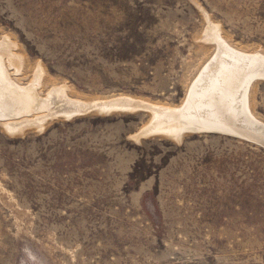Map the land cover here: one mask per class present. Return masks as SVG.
I'll return each instance as SVG.
<instances>
[{"label": "rangeland", "instance_id": "1", "mask_svg": "<svg viewBox=\"0 0 264 264\" xmlns=\"http://www.w3.org/2000/svg\"><path fill=\"white\" fill-rule=\"evenodd\" d=\"M207 21L264 56V0H0V38L26 61L17 78L40 65L43 91L80 101L179 107L213 53ZM251 93L264 128V78ZM151 117L0 127V264H264V141L135 138Z\"/></svg>", "mask_w": 264, "mask_h": 264}, {"label": "bare ground", "instance_id": "2", "mask_svg": "<svg viewBox=\"0 0 264 264\" xmlns=\"http://www.w3.org/2000/svg\"><path fill=\"white\" fill-rule=\"evenodd\" d=\"M202 41L211 45V59L190 84L183 103L169 109L124 96L75 100L69 97L70 89L66 85L49 86L43 91L46 74L40 65L22 83L17 76L23 74L25 58L16 44L2 37L0 127L18 133L27 127L41 130L49 120L70 119L87 112L108 114L146 110L152 114L151 120L135 138L157 134L180 141L186 134L211 131L253 142L264 141V128L254 119L251 108L252 86L264 78V56L234 48L221 35L219 27L208 21Z\"/></svg>", "mask_w": 264, "mask_h": 264}, {"label": "water", "instance_id": "3", "mask_svg": "<svg viewBox=\"0 0 264 264\" xmlns=\"http://www.w3.org/2000/svg\"><path fill=\"white\" fill-rule=\"evenodd\" d=\"M207 133H219V132H211V131H208Z\"/></svg>", "mask_w": 264, "mask_h": 264}]
</instances>
